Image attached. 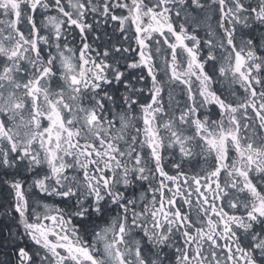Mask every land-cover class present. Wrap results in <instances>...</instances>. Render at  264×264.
I'll list each match as a JSON object with an SVG mask.
<instances>
[{
  "label": "snow or ice",
  "instance_id": "snow-or-ice-1",
  "mask_svg": "<svg viewBox=\"0 0 264 264\" xmlns=\"http://www.w3.org/2000/svg\"><path fill=\"white\" fill-rule=\"evenodd\" d=\"M0 185V264H264V0H0Z\"/></svg>",
  "mask_w": 264,
  "mask_h": 264
},
{
  "label": "rangeland",
  "instance_id": "rangeland-1",
  "mask_svg": "<svg viewBox=\"0 0 264 264\" xmlns=\"http://www.w3.org/2000/svg\"><path fill=\"white\" fill-rule=\"evenodd\" d=\"M211 23L213 24V27H214L215 26L214 19L211 21ZM114 27H115L114 25L101 26V28L99 29V32L96 33L97 35L101 36V40L98 43H107L109 37H112L113 41H115L118 38L119 34L118 33L114 34V31H113ZM201 33L203 34V30H201L200 34ZM259 35H260V33L257 32V36H259ZM177 91H178V94H177L176 98L178 100H181V102H182L183 93L180 92L179 90H177ZM115 94H116L117 99H118L121 94H125V90L121 87L119 89V92L115 93ZM3 190H5V191L0 190L1 193L3 194V192H6V194L0 195V205L8 204L11 201V196L9 195L7 189L3 188ZM11 221H12L11 217H8V218L0 217V243H3L5 245H7V237H8V233L5 230L9 231V229H12V231L14 232L13 226L15 227V222H11ZM2 248L3 249L6 248L7 250L11 249L9 246H5Z\"/></svg>",
  "mask_w": 264,
  "mask_h": 264
},
{
  "label": "flooded vegetation",
  "instance_id": "flooded-vegetation-1",
  "mask_svg": "<svg viewBox=\"0 0 264 264\" xmlns=\"http://www.w3.org/2000/svg\"><path fill=\"white\" fill-rule=\"evenodd\" d=\"M201 36H203V34L201 33L200 34ZM12 218V217H11ZM11 222H14L13 218H12V221ZM14 228V232L16 231V228L13 226ZM8 234H9V231L8 230H5ZM11 249L10 250H7L6 248H2L0 247V257H6L7 255H11Z\"/></svg>",
  "mask_w": 264,
  "mask_h": 264
},
{
  "label": "trees",
  "instance_id": "trees-1",
  "mask_svg": "<svg viewBox=\"0 0 264 264\" xmlns=\"http://www.w3.org/2000/svg\"><path fill=\"white\" fill-rule=\"evenodd\" d=\"M3 188L5 189L4 186L0 185V190L5 191V190H3ZM5 194H6V192H3V194H2L1 191H0V195H5Z\"/></svg>",
  "mask_w": 264,
  "mask_h": 264
}]
</instances>
